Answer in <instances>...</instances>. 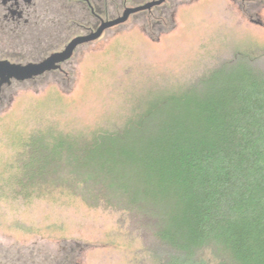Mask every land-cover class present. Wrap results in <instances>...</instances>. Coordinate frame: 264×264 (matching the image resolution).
<instances>
[{
	"label": "trees",
	"instance_id": "obj_1",
	"mask_svg": "<svg viewBox=\"0 0 264 264\" xmlns=\"http://www.w3.org/2000/svg\"><path fill=\"white\" fill-rule=\"evenodd\" d=\"M255 60L238 52L120 123L27 132L19 197L59 192L126 212L156 239L160 264H264V68Z\"/></svg>",
	"mask_w": 264,
	"mask_h": 264
},
{
	"label": "rangeland",
	"instance_id": "obj_2",
	"mask_svg": "<svg viewBox=\"0 0 264 264\" xmlns=\"http://www.w3.org/2000/svg\"><path fill=\"white\" fill-rule=\"evenodd\" d=\"M148 1L126 0V7ZM241 51L264 68V0H167L79 45L60 70L3 86L0 264H160L156 239L126 212L89 208L59 192L19 197L23 137L49 125L88 130L123 122ZM18 58L0 59L27 63Z\"/></svg>",
	"mask_w": 264,
	"mask_h": 264
},
{
	"label": "flooded vegetation",
	"instance_id": "obj_3",
	"mask_svg": "<svg viewBox=\"0 0 264 264\" xmlns=\"http://www.w3.org/2000/svg\"><path fill=\"white\" fill-rule=\"evenodd\" d=\"M126 4V0H0V58L16 54V61H42L75 37L96 30L103 20L121 15Z\"/></svg>",
	"mask_w": 264,
	"mask_h": 264
},
{
	"label": "water",
	"instance_id": "obj_4",
	"mask_svg": "<svg viewBox=\"0 0 264 264\" xmlns=\"http://www.w3.org/2000/svg\"><path fill=\"white\" fill-rule=\"evenodd\" d=\"M166 1L151 0L137 6H128L121 15L110 20H103L96 30L87 35L75 37L63 50L53 52L42 61L15 63L7 59L0 60V91L3 86L10 85L13 81H27L47 72L60 70L62 64L74 55L79 45L99 39L107 29L125 23L131 15L141 11L151 10L153 7L162 5Z\"/></svg>",
	"mask_w": 264,
	"mask_h": 264
}]
</instances>
